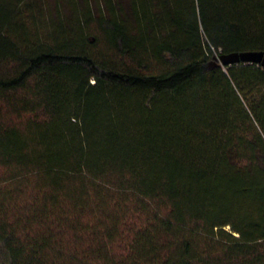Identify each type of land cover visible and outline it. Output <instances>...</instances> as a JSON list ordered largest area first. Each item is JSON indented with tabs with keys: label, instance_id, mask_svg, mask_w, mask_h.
<instances>
[{
	"label": "trees",
	"instance_id": "trees-1",
	"mask_svg": "<svg viewBox=\"0 0 264 264\" xmlns=\"http://www.w3.org/2000/svg\"><path fill=\"white\" fill-rule=\"evenodd\" d=\"M122 1L0 0V264H264V0Z\"/></svg>",
	"mask_w": 264,
	"mask_h": 264
},
{
	"label": "rangeland",
	"instance_id": "rangeland-1",
	"mask_svg": "<svg viewBox=\"0 0 264 264\" xmlns=\"http://www.w3.org/2000/svg\"><path fill=\"white\" fill-rule=\"evenodd\" d=\"M30 2L32 6L28 14L32 17L35 16L38 25L30 24L31 18L28 20L29 27L32 32L39 31V34L44 37L61 23L66 29L72 28V31H75V23L82 18L85 11L90 12L97 19L99 18V11L107 13V6L103 4L102 0H30ZM122 2L128 7V0ZM136 2L138 3L140 0H136ZM260 17L264 22V8L260 11ZM95 28H97L96 24H91L88 31L92 34ZM101 43L100 40L99 44ZM97 47L100 48L101 46L97 45ZM214 62L221 66L218 59Z\"/></svg>",
	"mask_w": 264,
	"mask_h": 264
},
{
	"label": "water",
	"instance_id": "water-1",
	"mask_svg": "<svg viewBox=\"0 0 264 264\" xmlns=\"http://www.w3.org/2000/svg\"><path fill=\"white\" fill-rule=\"evenodd\" d=\"M223 64H233L238 62H251L264 66V51H248L232 53L222 57Z\"/></svg>",
	"mask_w": 264,
	"mask_h": 264
}]
</instances>
